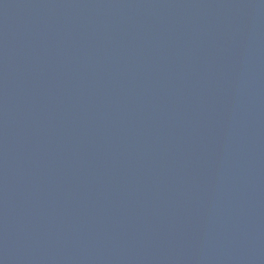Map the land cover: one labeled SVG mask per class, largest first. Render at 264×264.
Listing matches in <instances>:
<instances>
[{"label": "water", "instance_id": "water-1", "mask_svg": "<svg viewBox=\"0 0 264 264\" xmlns=\"http://www.w3.org/2000/svg\"><path fill=\"white\" fill-rule=\"evenodd\" d=\"M0 264H264V0H0Z\"/></svg>", "mask_w": 264, "mask_h": 264}]
</instances>
